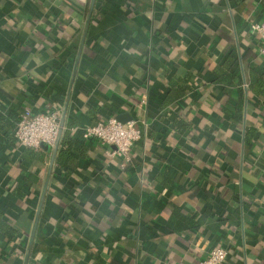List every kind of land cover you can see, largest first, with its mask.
Returning <instances> with one entry per match:
<instances>
[{
    "label": "crops",
    "instance_id": "0c3cea01",
    "mask_svg": "<svg viewBox=\"0 0 264 264\" xmlns=\"http://www.w3.org/2000/svg\"><path fill=\"white\" fill-rule=\"evenodd\" d=\"M263 20L264 0H0V264H196L214 247L264 264ZM26 106L60 111L55 152L15 141ZM122 115L143 131L125 167L71 131Z\"/></svg>",
    "mask_w": 264,
    "mask_h": 264
},
{
    "label": "built area",
    "instance_id": "2783aa9c",
    "mask_svg": "<svg viewBox=\"0 0 264 264\" xmlns=\"http://www.w3.org/2000/svg\"><path fill=\"white\" fill-rule=\"evenodd\" d=\"M249 28L257 35L259 52L264 58V20L251 22ZM145 101L146 98L143 96L139 106H144ZM60 117L61 113L58 109L32 111L30 107H24L14 133L17 144L30 149H39L41 143L53 146L59 135ZM71 131L73 134L79 133L82 139H94L106 145L104 153L106 158H118L121 167H125L131 161L132 147L143 136V131L135 120L121 123L115 116L107 117L87 127H73ZM227 253L223 247H214L196 264H228Z\"/></svg>",
    "mask_w": 264,
    "mask_h": 264
},
{
    "label": "trees",
    "instance_id": "16d2710c",
    "mask_svg": "<svg viewBox=\"0 0 264 264\" xmlns=\"http://www.w3.org/2000/svg\"><path fill=\"white\" fill-rule=\"evenodd\" d=\"M240 1V0H237ZM256 79H255V78ZM254 78V79H253ZM252 79H253V84H255V92L256 93H260V94H264V73L260 72V69H252ZM185 92V88H181V87H177L174 88L172 87L170 90V93L168 95V98L164 101V104H168L173 102L174 100L180 98L182 95H184ZM21 114V112L19 113V115ZM20 119V116H19ZM19 122V120H18ZM16 141V138H15ZM72 141L69 138V131L66 130L62 136V140H61V146L60 149L58 151V158H66L67 157V152L70 149V145H71ZM198 225L197 222L195 223H189V227H186L184 224H180L178 225V229H186V228H191ZM6 231L11 232V229L9 227V225L7 224V222L3 219L2 217V213L0 211V233H6Z\"/></svg>",
    "mask_w": 264,
    "mask_h": 264
},
{
    "label": "water",
    "instance_id": "95a60500",
    "mask_svg": "<svg viewBox=\"0 0 264 264\" xmlns=\"http://www.w3.org/2000/svg\"><path fill=\"white\" fill-rule=\"evenodd\" d=\"M118 121H120L121 123H125L127 121L130 120V117H125V116H117L116 117ZM63 124H64V118L62 117L61 120H60V129H59V135H58V138L55 142V144L52 146L53 147V151L55 152L57 147H58V143H59V140H60V136H61V132H62V128H63ZM42 148L44 149H48V147H50L49 145H47L46 143H41L40 145Z\"/></svg>",
    "mask_w": 264,
    "mask_h": 264
}]
</instances>
